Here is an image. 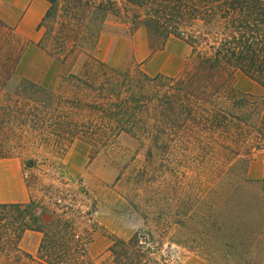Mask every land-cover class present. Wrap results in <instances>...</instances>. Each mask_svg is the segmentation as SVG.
Segmentation results:
<instances>
[{
  "label": "trees",
  "instance_id": "1",
  "mask_svg": "<svg viewBox=\"0 0 264 264\" xmlns=\"http://www.w3.org/2000/svg\"><path fill=\"white\" fill-rule=\"evenodd\" d=\"M45 1L38 45L68 70L56 90L28 79L12 89L24 46L0 20V158L11 156L9 141L30 130L59 149L76 139L102 148L124 133L147 142L149 158L178 150L186 158H215L220 231L228 230L230 206H264V178L250 180L246 170H236L241 158L264 153V99L234 87L237 71L264 87V0ZM111 16L132 33L144 29L151 51L162 49L171 37L184 41L190 48L184 72L123 71L91 54L73 72L82 49L96 47ZM244 188L249 192L245 201L239 197ZM48 191L47 202L0 203V254L15 252L4 262L0 255V264L177 263L172 248L151 231L115 238L104 260H91L72 216L74 203L68 204L58 187ZM28 231L42 235L36 257L19 247ZM241 231L234 234L248 235ZM220 258L222 264H243L229 252Z\"/></svg>",
  "mask_w": 264,
  "mask_h": 264
},
{
  "label": "rangeland",
  "instance_id": "2",
  "mask_svg": "<svg viewBox=\"0 0 264 264\" xmlns=\"http://www.w3.org/2000/svg\"><path fill=\"white\" fill-rule=\"evenodd\" d=\"M47 8L48 3L45 11ZM12 18L7 22L0 16L13 29L24 52L11 88L28 79L56 90L68 68L38 45L44 29L32 27L30 20L20 26L16 14ZM87 54L123 71L179 76L190 48L171 37L162 49L151 51L144 29L132 33L126 23L111 16L96 47L82 49L73 72L87 60ZM234 87L241 94L264 99V87L240 71L234 75ZM41 136L39 131L30 130L9 141L11 156L0 158V164H5L0 168H7L10 175L19 170L27 202H47L51 186L62 190L67 203H74L72 216L87 240L91 260H104L115 238L129 239L138 231H151L165 248H172L177 260L174 264H222L220 256L227 252L239 263L264 264L263 205L230 206L233 215L228 230H219V194L213 180L220 173L214 170L215 158H186L182 150L149 158L148 143L124 133L102 148L76 139L59 149L42 141ZM236 168L241 173L246 170L250 180L263 179L264 153L255 151L249 158H241ZM0 191L3 199L10 198V189ZM243 196L248 200L246 188L239 192V197ZM240 230L248 235L238 238ZM41 238L38 232H26L19 244L21 252L36 257ZM0 255L4 262L14 258L15 252L6 250Z\"/></svg>",
  "mask_w": 264,
  "mask_h": 264
},
{
  "label": "crops",
  "instance_id": "3",
  "mask_svg": "<svg viewBox=\"0 0 264 264\" xmlns=\"http://www.w3.org/2000/svg\"><path fill=\"white\" fill-rule=\"evenodd\" d=\"M3 5V6H2ZM0 16L3 20L11 22L15 14L20 19L19 25H23L29 20L32 27L39 25L44 11L47 7L45 0H0ZM46 12V11H45ZM30 22V23H31ZM4 166L5 164H0ZM0 188L10 189V198L3 199L0 191V203H25L27 202V192L25 186L21 184L19 170L10 175L7 168H0Z\"/></svg>",
  "mask_w": 264,
  "mask_h": 264
}]
</instances>
